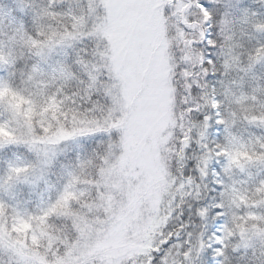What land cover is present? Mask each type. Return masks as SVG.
I'll list each match as a JSON object with an SVG mask.
<instances>
[{"label": "snow or ice", "instance_id": "6c2138e0", "mask_svg": "<svg viewBox=\"0 0 264 264\" xmlns=\"http://www.w3.org/2000/svg\"><path fill=\"white\" fill-rule=\"evenodd\" d=\"M0 264H264V0H0Z\"/></svg>", "mask_w": 264, "mask_h": 264}]
</instances>
